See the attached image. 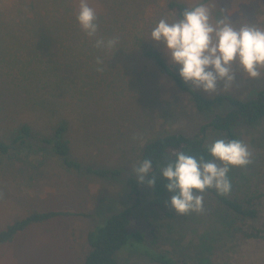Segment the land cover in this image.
<instances>
[{"label": "rangeland", "instance_id": "rangeland-1", "mask_svg": "<svg viewBox=\"0 0 264 264\" xmlns=\"http://www.w3.org/2000/svg\"><path fill=\"white\" fill-rule=\"evenodd\" d=\"M169 0H0V138L9 142L22 124L38 136L66 125L69 157L83 167L118 168L100 177L65 167L46 147L0 154V230L31 211H62L0 244V264H82L88 230L135 203L130 248L116 264H158L143 244L193 264H264V238L234 232L238 222L209 193L182 191L149 203V188L128 201L126 179L145 175L139 154L163 132L195 134L214 112H200L146 50H157L207 97L248 99L264 87V5L261 0H175L197 5L178 18ZM230 143L208 129L216 159L190 174L216 189L231 186L243 200L264 189V119L237 124ZM247 229H264V201ZM114 255V256H115Z\"/></svg>", "mask_w": 264, "mask_h": 264}, {"label": "trees", "instance_id": "trees-1", "mask_svg": "<svg viewBox=\"0 0 264 264\" xmlns=\"http://www.w3.org/2000/svg\"><path fill=\"white\" fill-rule=\"evenodd\" d=\"M203 0L202 2H205ZM264 5V0H261ZM197 5L188 6L185 3L169 0L167 10L178 18H186L193 14ZM145 55L153 60L155 65L167 74L174 84L186 92L195 108L200 112H212L213 106L228 104L230 109L223 112H214L207 123L201 124L195 134L189 135L181 131L163 132L150 138L140 150L139 160L145 169V175L137 178L129 174L126 179L128 201H138L141 197L140 188L146 185L149 188V203L160 208L161 199L169 196L174 200L181 197L182 191H176L175 186L195 193H209L220 207L237 219L233 226L236 232L246 238H264V229L251 227L247 229L245 220L254 219L258 214L257 201H264V189H254L243 200L232 196L231 186L225 189H216L210 184L194 180L190 174L200 166L209 164L216 159L214 146L207 142L208 129L222 132L230 143L237 140L233 128L244 123L253 126L264 119V87L254 96L242 99L230 94H217L207 97L197 91L178 72L175 71L157 50H146ZM66 125L57 124L51 136L38 137L34 135L27 124H22L16 130L12 139L7 142L0 138V154L8 155L11 149L26 147L29 149L49 147L61 157L65 167L76 171H85L100 177H114L121 171L118 168L84 166L78 160L69 157V141L64 137ZM62 211H31L24 217L8 222L0 230V244L12 241L14 236L33 223H40L55 216L64 215ZM135 203L127 204L119 211L110 214L104 223L98 224L95 229L88 230L85 241L88 250L82 264H116V255L120 249L130 248L128 226L130 219L135 217ZM130 227V226H129ZM137 241L136 248L145 253L150 260L158 264H193L183 258H175L167 252L154 250L143 244L142 232L132 234ZM115 255V256H114Z\"/></svg>", "mask_w": 264, "mask_h": 264}]
</instances>
